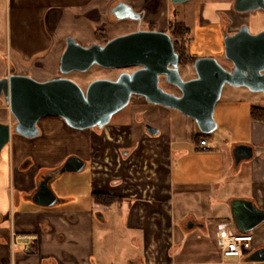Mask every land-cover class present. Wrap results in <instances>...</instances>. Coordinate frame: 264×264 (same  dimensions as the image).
I'll use <instances>...</instances> for the list:
<instances>
[{
	"label": "crops",
	"instance_id": "obj_1",
	"mask_svg": "<svg viewBox=\"0 0 264 264\" xmlns=\"http://www.w3.org/2000/svg\"><path fill=\"white\" fill-rule=\"evenodd\" d=\"M8 1V39L14 52L9 70L34 78L44 75V69L59 70L67 37L83 46L102 44L105 39H96L102 29L96 21L111 22L106 16L110 0ZM234 1H196V35L202 27L219 25L224 15L233 20L232 29L245 23L252 33L263 30L264 13L238 14ZM130 3L137 7L140 0ZM136 98L128 111L117 112L101 130H75L51 116L39 121L41 132L35 138L11 133L0 153V264H264L247 260L252 251L264 246V223L250 232L254 239L249 253L223 258L217 242L220 225L207 224L205 218L198 220L185 207L177 216L175 206L179 197L186 199L198 186L237 190L227 202L218 200L216 216L234 230L231 199H251L264 208V169L258 167L260 163H248L247 179L236 177L239 169L233 163L234 144L213 147L204 137L207 149L203 150L199 147L202 133L193 119L151 104L142 96ZM10 120L7 105L0 104V122ZM146 125L156 128L157 133H148ZM250 125L252 140L245 143L262 144L264 123L250 118ZM64 132L77 138L70 152H63L56 143ZM68 153L85 162L80 171H86L82 173L85 177L80 178V173L70 187L53 180L51 186L60 202L53 207L34 204L31 196L39 173L60 167ZM199 157L209 163L199 165ZM216 170L218 178L208 179L215 177ZM190 220L200 225L186 230ZM96 221L103 227L118 222L121 231L109 233L126 238L127 247L114 246L117 252L110 260L106 258L110 249L106 234H102L99 253L96 251ZM28 238L31 244L26 250L22 243Z\"/></svg>",
	"mask_w": 264,
	"mask_h": 264
},
{
	"label": "water",
	"instance_id": "obj_2",
	"mask_svg": "<svg viewBox=\"0 0 264 264\" xmlns=\"http://www.w3.org/2000/svg\"><path fill=\"white\" fill-rule=\"evenodd\" d=\"M173 5L190 0H170ZM238 13L262 11L264 0H235ZM113 21L141 20L142 13L130 4L118 1L113 10ZM224 56L232 63V69L224 68L212 56H198L193 67L195 77L183 79L179 71V54L175 51L170 35L163 31L136 30L107 40L103 44L83 46L69 36L59 62L58 76L38 81L28 75L17 74L12 69L0 77V104H6L13 122H0V153L9 143L11 133L25 138L39 136L38 123L45 117L61 118L75 130H101L113 115L124 109L132 95H139L155 105L177 110L193 119L202 134L217 129L214 110L227 84L234 88L244 87L264 96V30L252 33L247 25L233 35H226ZM93 65L107 69L138 67L121 72L115 79L99 78L91 81L84 90L75 81L63 76L73 71L85 72ZM161 80L175 86L179 94L165 91ZM146 131L156 134L157 129L146 125ZM252 145L237 144L232 157L237 166L250 160ZM85 162L77 155H70L55 171L57 174L77 173ZM50 176H43L31 196L34 204L53 207L60 198L52 189ZM234 233L251 232L264 223V208L247 198L229 201ZM200 224L190 220L185 229ZM248 261L264 262V246L251 252Z\"/></svg>",
	"mask_w": 264,
	"mask_h": 264
},
{
	"label": "rangeland",
	"instance_id": "obj_3",
	"mask_svg": "<svg viewBox=\"0 0 264 264\" xmlns=\"http://www.w3.org/2000/svg\"><path fill=\"white\" fill-rule=\"evenodd\" d=\"M196 1H203L206 0H190L185 3L178 4L176 7V18L178 21H184L186 25L193 26L195 24L196 19V12H195V3ZM159 9L156 12H153L149 15V18L140 24L141 27H146V23L151 19L155 20V24L160 29L167 27L168 20L171 17V11L169 0H160L159 2ZM195 9V10H194ZM8 14H9V1L8 0H0V73L5 72L6 69H9L10 64L14 63L13 59V50L9 44L10 39H8L9 34V24H8ZM173 14V13H172ZM139 23L130 20H119L115 22H108L107 24H101L100 21H96L97 28L104 29L107 37H117L119 35H123L126 33L131 32L134 30ZM216 26V25H215ZM215 26H207L202 27V29L197 31V35L195 39H192L190 42L188 54L192 57L198 56H212L216 58L219 63L224 67L227 68L229 66V62L223 56V52L221 51V40L218 39L217 28ZM100 41L103 39H99ZM107 39H105L106 41ZM186 55V56H187ZM188 57V56H187ZM187 59V58H186ZM123 71L132 70L130 68L126 69H107L103 68L98 65H93L90 69L85 72H78L73 71L63 76L75 81L78 85H80L84 90L88 86V84L93 81L94 79L105 78V79H115L118 75ZM179 71L183 79H191L195 77V71L193 67V63L190 60H184L181 64L179 63ZM58 76H62L59 72L58 68L53 70L52 68L44 69V75L38 76L34 78L38 81H45L48 79H52ZM38 78V79H37ZM161 87L168 92L179 94V90L177 87L161 80L160 82ZM138 95H132L128 105L122 110L121 113L124 111H128L130 107L129 104L132 100L137 99ZM252 105L257 106H264V96L260 93H253L249 90L244 88H234L230 85H225L222 89L221 97L218 100L215 110H214V118L217 122V129L209 134H205V138L209 139V144L213 147L215 146H223V145H231L234 144H246L245 142H249L252 140L253 131L250 125V108ZM116 115V114H115ZM47 118V117H46ZM14 118L11 116L10 122H13ZM9 122V121H8ZM110 123V122H109ZM83 131V130H81ZM85 131V130H84ZM77 139L76 137L73 138L72 134L70 133H62L61 139L56 141L57 145H59L60 149L62 147L63 152L72 149V143L74 140ZM64 159L66 160L72 153H68ZM199 159V160H198ZM197 162L199 165H206L209 161H204L200 157L197 158ZM63 161V162H64ZM1 162V160H0ZM194 162V161H193ZM248 161L244 160L241 161L239 165V174L236 177H240V179H247V169L246 166L248 165ZM210 165V164H209ZM211 165H213L211 163ZM215 167V166H214ZM84 178L82 173H73L67 172L58 175L55 181H58L66 186L73 184L76 181V178L79 177ZM84 175V174H83ZM219 171H215V177L210 175L208 179L215 180L216 177L218 178ZM236 177L230 179L233 181ZM198 178H201L200 176ZM203 178V177H202ZM203 180V179H202ZM227 181V179H225ZM246 181V180H245ZM247 185V184H246ZM236 188V187H234ZM239 191L242 192V188L239 187ZM189 195H186V199L180 198L177 199L175 206H176V213L177 216L181 213L179 212L182 207L185 209L194 212L195 217L198 220L205 218L207 224H217L220 225V221L216 218L218 213V200L224 203L227 202L228 198L232 196L233 193H236L237 190L225 189L222 190H215L212 185L207 186H198L193 188ZM56 193V192H55ZM180 196L177 193V197ZM234 196H241V195H234ZM237 198V197H234ZM182 202V203H181ZM215 208H217L215 210ZM107 218V217H106ZM109 218V217H108ZM230 221L233 222L232 217L230 216ZM113 222L111 225L103 227L100 222L96 221L95 224V245L96 251L99 253L100 245L103 239V233L106 234V242L109 249L108 256L106 257L110 260L113 257L117 250L115 247L121 248L120 245L127 247V241L125 237L119 236H111L109 232L114 233L117 231H121L120 227ZM105 228V229H104ZM127 237V235H126ZM122 241L124 243H122Z\"/></svg>",
	"mask_w": 264,
	"mask_h": 264
},
{
	"label": "flooded vegetation",
	"instance_id": "obj_4",
	"mask_svg": "<svg viewBox=\"0 0 264 264\" xmlns=\"http://www.w3.org/2000/svg\"><path fill=\"white\" fill-rule=\"evenodd\" d=\"M118 1H123L125 3L130 4L132 7H134V5L132 3H130V0H110L109 4H108V7H107L106 16L112 22H115V21H113V19L116 17V15L114 14L113 10H114V7L117 5ZM159 2H160V0H140V4L137 7H134V8H136L137 12L142 13L143 16H142L141 20H130V21H135V22L139 23V25L134 30H131V32L136 31V30H148V31H150V30H155L156 31L157 30V31H163V32H166V33H168L170 35V37H171V39L173 41V44H174V39H179V38L176 37V34H175L176 21H178L177 18H176V7H177L178 4L177 5H173L171 3V1L169 0V3H170L169 10L171 11V16L173 18L172 19H171V17L169 18L168 25H167V27L163 28V30H159L158 29V27L155 24V20H154L155 18L151 19L150 21H148V23H146V27H141L140 26V24L144 20L146 22V20L149 18V15L151 13L158 11L159 6H160ZM233 9H234V5H233ZM234 11H235V9H234ZM235 12L238 13L237 11H235ZM254 12H256V11H254ZM247 13H250V12H247ZM238 14H242V13H238ZM123 20H129V19H123ZM183 23L185 24L184 21H183ZM233 24H234L233 20L229 19L226 15H224L223 16V20L219 23V25L215 26L217 28L218 39L221 40V46H222L221 51L223 52V56H224V42H223V39H224L225 34L228 35V36L233 35L235 32H237L244 25H247V27H249L248 24L242 23L239 26H237L235 29H232ZM185 26L188 27L189 31H190L188 37H190V39H195L196 38V29H195V27L194 26H189V25H186V24H185ZM249 30H250V27H249ZM263 30H264V28H263ZM101 31H103L104 35L102 34V35L99 36V38H96V39H107V40L112 39L111 37H107L106 36V33H105L104 29H101ZM250 32H252V31L250 30ZM106 41H104L103 43H105ZM174 48H175V45H174ZM228 62H229V66L226 69L231 70L232 69V63L230 61H228ZM137 68L138 67H130V69L132 71L137 69ZM242 88H244V87H242ZM245 89L248 90L247 88H245ZM255 106H257V105H255ZM260 107H264V106H260ZM250 145H252V147H253L254 154H253V157L250 160H247V161L249 163H251V164H253V163H255V164L258 163L259 164L260 163L258 167L264 169V142L262 144H256V145L255 144H250ZM259 149H260V151H259ZM25 162L27 163L29 161H25ZM233 163H234V160H233ZM239 164L237 166H235V163H234V167L238 168ZM58 168L59 167H57L55 169H44L43 171L41 170V172L39 173V175L37 177V183H39L42 180L43 176H50V181H53L59 175V174H57V172H55ZM24 238H26V237H24ZM30 244L31 243H30V239L29 238L24 240L23 243H22V245H24V248L26 250L30 249Z\"/></svg>",
	"mask_w": 264,
	"mask_h": 264
},
{
	"label": "built area",
	"instance_id": "obj_5",
	"mask_svg": "<svg viewBox=\"0 0 264 264\" xmlns=\"http://www.w3.org/2000/svg\"><path fill=\"white\" fill-rule=\"evenodd\" d=\"M199 147L207 149V140L201 139ZM253 235L250 232L234 233L227 223H221L217 230V242L223 258H241L252 250Z\"/></svg>",
	"mask_w": 264,
	"mask_h": 264
},
{
	"label": "trees",
	"instance_id": "obj_6",
	"mask_svg": "<svg viewBox=\"0 0 264 264\" xmlns=\"http://www.w3.org/2000/svg\"><path fill=\"white\" fill-rule=\"evenodd\" d=\"M189 32H190L189 28L186 27L183 22L176 21L175 34H176V37L179 39H174V45H175V51L179 54L180 64L184 60H188V61L190 60V62L193 63L194 60L197 58V57H192V56L187 55L190 42L192 40L190 39V37H188ZM102 34L104 35L103 31H99L97 33V38H99V36ZM250 116L252 120L264 123V107L252 105L250 108ZM204 137H205V134H201L199 139L204 138ZM95 198L98 199V198H103V197L100 195H95Z\"/></svg>",
	"mask_w": 264,
	"mask_h": 264
}]
</instances>
